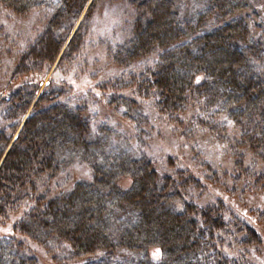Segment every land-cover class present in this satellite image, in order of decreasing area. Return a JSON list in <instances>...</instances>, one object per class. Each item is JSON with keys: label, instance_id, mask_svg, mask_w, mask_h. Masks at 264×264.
Segmentation results:
<instances>
[{"label": "trees", "instance_id": "obj_1", "mask_svg": "<svg viewBox=\"0 0 264 264\" xmlns=\"http://www.w3.org/2000/svg\"><path fill=\"white\" fill-rule=\"evenodd\" d=\"M90 1L0 0L18 15L49 11L46 27L21 56L11 88L0 97V264H39L26 242L44 247L54 264H66L65 256L84 264H251L252 248L263 244L255 228L222 203L199 208L187 201L185 194L203 189L200 179L183 171L160 179L146 155L121 150L114 138L118 132L88 115L89 99L67 95L104 98L137 125L143 117L135 106L153 96L156 111L169 121L183 123L180 117L190 110V134L196 126L225 144L224 130L232 122L240 128L228 147L235 159L233 187L244 179L246 188L264 191V42L254 39L245 15L251 1L202 0L206 8L182 18L179 0H129L132 39L109 54L126 66L157 55L134 82L144 97L138 102L127 95L132 92H115L123 86L120 80L92 84L91 90L77 88L72 75L45 83L68 39L58 65L70 59L65 71L75 68L77 80L90 79L82 78L80 60L102 0ZM244 149L251 155L248 162ZM66 155H80L92 180L55 193L51 183L63 171ZM124 177L133 180L129 189L118 185ZM257 213L264 223V210ZM154 247L162 253L158 262L149 256ZM118 251L139 257L116 260Z\"/></svg>", "mask_w": 264, "mask_h": 264}, {"label": "rangeland", "instance_id": "obj_2", "mask_svg": "<svg viewBox=\"0 0 264 264\" xmlns=\"http://www.w3.org/2000/svg\"><path fill=\"white\" fill-rule=\"evenodd\" d=\"M250 1L251 10L245 15L250 19L254 39L264 42V0ZM206 6L202 0H179L178 11L182 18H192L196 12L206 8ZM48 12L44 8H38L27 14L18 15L0 5V97L11 88L13 75L21 56L27 52L46 27ZM84 14L80 17L71 35L74 34ZM133 20L134 11L129 0H121L115 3L106 0L100 1L93 11L90 24L91 38L88 46L83 50V57L80 60V63H83L82 70L85 74L82 78L89 77L90 79L77 80L76 72H73L75 68L72 69V73L65 71V68L72 64L70 59H66V62L58 65L69 42L68 39L58 59L49 68L45 83L50 78L55 77L64 80L67 76L72 75L71 82H74L77 88L91 90L96 83H114L120 80L123 86L119 85L118 88H115V92L118 94L132 92L127 95L135 98L137 102L143 100L144 97L135 92L134 82L137 83L140 80L139 76L142 72L153 67L157 62V55L147 59H138L137 62L126 66L118 65L110 58L109 54L111 49L126 45L132 39L131 26ZM45 83L42 85V89ZM41 92L42 90L39 94ZM67 95L70 100L74 99V101L80 100L83 96L87 100L89 99L87 101L88 115L91 118L95 115L97 117L96 122L107 123L118 132L117 138H114L121 150L130 149L137 155L140 153L146 155L153 162L154 169L160 179L164 176H172L178 171H183L200 179L203 189L201 191L192 189L187 193L188 195H184L185 199L193 201L199 208L222 203L229 207L239 219L255 228L257 233L262 236L263 244L259 249L252 248L250 263L264 264V223L259 220L257 215V212L264 210V191L254 188L251 184L249 188H246L247 184L243 183L244 179L233 187L236 176L235 159L228 147L235 144V140L239 138L240 128L232 122L227 123V128L224 130L227 146L223 142H218L207 131L197 129L196 126L190 134L187 131L190 123L188 119L186 120L191 113L190 110L185 116L180 117V121L183 123L169 121L164 114H159L156 111L154 106L156 97L153 96L145 98L144 102L135 106L137 113L143 117L142 125H137L136 122L125 117L121 109L111 106L104 98L96 99L91 93L83 94L78 91H73ZM31 110L30 107L22 119L13 141ZM13 141L8 148L12 146ZM243 152L248 157L246 161H250L251 155L247 153V149H244ZM65 160L67 163L63 171L51 183V188L55 193L68 191L77 182L92 180V170L83 163L80 155L74 157L66 155ZM171 164L174 165V168ZM132 184L133 180L129 177H124L118 181V185L123 189H129ZM245 188L246 190H244ZM234 189H236L235 192L232 191ZM178 206L180 207V204ZM26 244L27 249L37 258L39 264H54L52 257L44 247L29 242ZM149 256L153 261L158 262L162 259L161 250L155 247L151 248ZM115 257L116 260L133 262L139 256L118 251ZM64 260L66 264L85 263L83 260L73 261L69 256H65Z\"/></svg>", "mask_w": 264, "mask_h": 264}]
</instances>
